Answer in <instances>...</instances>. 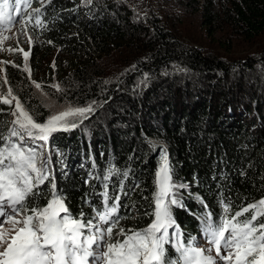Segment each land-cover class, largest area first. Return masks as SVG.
<instances>
[{
    "label": "trees",
    "instance_id": "16d2710c",
    "mask_svg": "<svg viewBox=\"0 0 264 264\" xmlns=\"http://www.w3.org/2000/svg\"><path fill=\"white\" fill-rule=\"evenodd\" d=\"M24 3L25 16L41 8L46 27L26 26L30 77L17 62L5 65L13 95L41 122L47 110L32 82L68 105L93 109L46 142L51 179L70 212L99 224L94 209H102L107 185L110 197H120V226L146 227L161 149L179 201L170 232L184 240L206 238L201 218L211 212L218 219L222 200L235 211L264 198V71L253 53L226 57L264 33V0ZM12 111L0 102L5 136Z\"/></svg>",
    "mask_w": 264,
    "mask_h": 264
},
{
    "label": "snow or ice",
    "instance_id": "6c2138e0",
    "mask_svg": "<svg viewBox=\"0 0 264 264\" xmlns=\"http://www.w3.org/2000/svg\"><path fill=\"white\" fill-rule=\"evenodd\" d=\"M30 3L31 0H25L23 8ZM21 8V0H0V33L11 31L9 25L13 23L24 25L25 35L28 25L46 27L41 8L33 9L26 16ZM33 19L35 23L31 24ZM8 39L9 36L0 34V43ZM19 51L27 61L29 52ZM24 70L30 77L27 64ZM4 83H8L7 78ZM34 83L36 88H41L39 83ZM54 87L60 90L58 85ZM0 102L6 105L15 102L8 135L0 133V142H3L0 146V264H220L221 261L223 264H264V198L235 211L231 201L222 200L223 214L218 219H214L213 213H206L201 219L207 248L196 246L193 238L182 239L179 230L170 232L175 227L171 208L179 201L174 196L176 186L166 149H161L154 181L155 207L149 214L153 218L146 227L120 226V197H110L107 185L102 193V209H94L100 223L94 225L92 220L82 219V212L76 216L51 179L50 158L28 141L47 142L53 133L76 128V119L87 118L93 111L92 106H69L41 122L25 109L11 88L6 96L0 93ZM116 171L110 170L105 179ZM124 175L127 177V173ZM47 184L51 185L50 195L41 204L38 200L43 197ZM91 229L94 233L90 234Z\"/></svg>",
    "mask_w": 264,
    "mask_h": 264
},
{
    "label": "rangeland",
    "instance_id": "374dc122",
    "mask_svg": "<svg viewBox=\"0 0 264 264\" xmlns=\"http://www.w3.org/2000/svg\"><path fill=\"white\" fill-rule=\"evenodd\" d=\"M23 27H24L23 25H21L20 23H17L10 27L11 31H3L2 33H0L4 36L10 37V39L3 41V43H0V93H3L5 96L7 94L8 89L10 88L8 83L7 84L4 83V80L6 78L5 65L7 63L15 64L17 62L18 68L22 66V69L24 70L26 64L28 68V63L24 59L23 52L19 51V49H23V51L29 52L33 39L29 35V33L27 35L23 33L22 31ZM29 37H31V43H29ZM9 48L16 49V51L10 52L8 50ZM220 53H222L221 50H220ZM250 53H253V56L258 58V61L260 62V64H257L256 67H259L264 71V33L260 35L259 37H257L253 42H245L240 47L233 48L230 54L227 53L226 57L236 62L237 58L243 59L245 55L250 54ZM25 72L27 73L29 77V74H28L29 72L28 71H25ZM33 83L34 82H32V84ZM42 85L43 84L41 83V88L39 89L36 88L35 94L38 98L41 99L43 106L47 110V118L52 114H57L60 111L67 109L69 106L73 108L79 107L75 105H68L64 98L59 99L62 97V95H60V97H57L59 93L55 94V91H53L54 93H51V92H48L49 90H42L44 88ZM12 105H13V110H14L15 102H13ZM13 119L14 117L12 118V120ZM28 143L31 146L36 147L37 150L41 151L43 154L48 152L46 142L35 141L33 143L32 141H28ZM5 227H8V225H5ZM196 242H197L196 245L201 248L209 247L207 240H200L196 238ZM212 254L215 255L214 250ZM220 264H223V262L221 261Z\"/></svg>",
    "mask_w": 264,
    "mask_h": 264
}]
</instances>
